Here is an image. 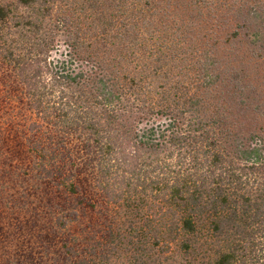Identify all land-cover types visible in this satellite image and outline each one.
Listing matches in <instances>:
<instances>
[{
    "label": "trees",
    "instance_id": "16d2710c",
    "mask_svg": "<svg viewBox=\"0 0 264 264\" xmlns=\"http://www.w3.org/2000/svg\"><path fill=\"white\" fill-rule=\"evenodd\" d=\"M11 14L33 118L0 264H264V0H0Z\"/></svg>",
    "mask_w": 264,
    "mask_h": 264
},
{
    "label": "rangeland",
    "instance_id": "374dc122",
    "mask_svg": "<svg viewBox=\"0 0 264 264\" xmlns=\"http://www.w3.org/2000/svg\"><path fill=\"white\" fill-rule=\"evenodd\" d=\"M3 5L13 7L16 0H1ZM24 8H20L21 14ZM16 14H11L8 21H0V236L7 234L14 236L15 217H19L20 208L14 205L15 191L14 181L8 178L12 170L9 159L18 157L19 147L23 139L19 133V125L29 122L33 118L30 110L26 109L25 104H21L19 97L22 93V83L16 76L17 70L9 61V49L16 52L22 50L25 39L18 30ZM15 31V32H14ZM64 47L60 46L53 57L60 58L64 52ZM20 145V146H19ZM22 147V146H21ZM14 165V161L12 162Z\"/></svg>",
    "mask_w": 264,
    "mask_h": 264
}]
</instances>
